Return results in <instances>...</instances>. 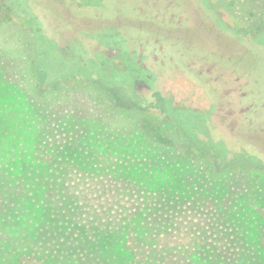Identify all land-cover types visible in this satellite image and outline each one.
<instances>
[{
  "label": "rangeland",
  "instance_id": "1",
  "mask_svg": "<svg viewBox=\"0 0 264 264\" xmlns=\"http://www.w3.org/2000/svg\"><path fill=\"white\" fill-rule=\"evenodd\" d=\"M5 1L15 12L0 21V264L22 252L132 264L131 233L180 222L197 226L194 254L264 264V182L205 179L170 125L264 171V0ZM29 65L31 100L19 77ZM218 237L225 247H211Z\"/></svg>",
  "mask_w": 264,
  "mask_h": 264
},
{
  "label": "trees",
  "instance_id": "2",
  "mask_svg": "<svg viewBox=\"0 0 264 264\" xmlns=\"http://www.w3.org/2000/svg\"><path fill=\"white\" fill-rule=\"evenodd\" d=\"M14 9L12 6L8 5L5 0H0V21L4 23H9L14 18ZM22 26L26 27L31 24L30 19H20ZM129 56V55H128ZM34 57V56H33ZM127 57V56H126ZM130 57V56H129ZM127 57L134 66L142 73L146 72L142 67L135 64V61L132 57ZM34 64L38 66L41 71L46 73V70L39 66L36 58L33 59ZM120 62V61H119ZM125 66V65H124ZM33 66L29 65L26 70L22 71L20 74L21 82L27 84V89H22L23 94L29 99H34L33 88L36 90L33 81ZM120 69V65H119ZM120 71V70H119ZM148 74V73H147ZM48 75V74H47ZM49 76V75H48ZM142 79L139 77L135 78L132 83L134 87L135 82H138ZM56 81L63 82L65 78H56ZM90 80V79H88ZM110 83V82H107ZM120 84V81H119ZM52 102V101H50ZM176 110H185L186 107H178L172 104ZM195 114L204 113L202 111H197L194 109H189ZM206 114V113H205ZM172 128L177 130L178 134L181 136L183 141L184 150L188 151L186 155L187 158L195 161L203 177L210 182H219L225 183L230 177H240L242 180H248L251 182H264V171L259 170L256 167H253V164L259 162L251 159L248 155H244L243 152L236 153L232 157H228L224 154L218 153L216 150L211 148H206L203 143L190 131H185V129L179 125L178 121L172 120L170 124ZM242 161L237 168H229L227 170L220 171L225 169L226 166H229L232 163H237ZM252 166V167H249ZM48 173V171H46ZM24 175V174H23ZM22 177V176H21ZM20 177V178H21ZM30 197L25 199V202H29ZM196 225L193 222L188 224L178 223L171 232L161 233L155 236L149 237H136L133 233L129 235L128 240L126 241V250L129 253L132 264H198L200 261L202 264H227L225 254L220 253V249L215 248L213 251H205L202 255L194 254V250H191L192 239L189 240V234L194 233L193 229H196ZM205 240L199 239L196 242L197 248H205ZM218 243V244H216ZM262 243L264 244V235L262 238ZM227 241L224 238L218 237L216 242L211 247H225ZM202 258L209 261L210 263H204ZM14 264H42L41 261L37 258L34 252H22L18 255Z\"/></svg>",
  "mask_w": 264,
  "mask_h": 264
}]
</instances>
